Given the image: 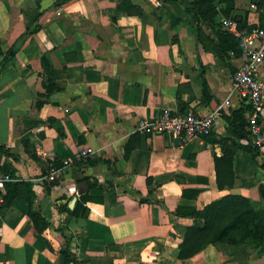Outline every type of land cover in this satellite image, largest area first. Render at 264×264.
I'll return each mask as SVG.
<instances>
[{
  "label": "crops",
  "instance_id": "0c3cea01",
  "mask_svg": "<svg viewBox=\"0 0 264 264\" xmlns=\"http://www.w3.org/2000/svg\"><path fill=\"white\" fill-rule=\"evenodd\" d=\"M59 1L0 0V171L21 191L1 211L0 264H264V253L225 242L178 257L187 226L204 224L179 208L230 193L264 206L263 157L229 118L244 107L233 89L240 57L221 25H264V0H214L203 11L195 0ZM226 98L204 140L137 131L162 109L207 114ZM84 146L91 157L57 183L45 179ZM222 156L235 159L231 188L217 184ZM27 189L50 222L42 234ZM87 193L96 200L73 214Z\"/></svg>",
  "mask_w": 264,
  "mask_h": 264
},
{
  "label": "trees",
  "instance_id": "16d2710c",
  "mask_svg": "<svg viewBox=\"0 0 264 264\" xmlns=\"http://www.w3.org/2000/svg\"><path fill=\"white\" fill-rule=\"evenodd\" d=\"M68 0H60L63 3ZM214 0H195L192 8L208 9L209 3ZM225 33H227L225 31ZM228 34V33H227ZM233 43V49L237 50V42L234 37L228 34ZM15 47L9 50V55H13ZM49 88V87H48ZM249 107H242L234 110L230 115V122L238 137L249 139L250 153L253 158L263 157L260 163L264 169V152L256 145L250 133L246 129V117ZM7 152L2 146L0 152ZM60 164V163H56ZM215 168L217 173V184L219 188H231L236 180L235 159L233 156H222L215 158ZM3 171H10L4 169ZM26 186L27 183H24ZM20 186L17 182H9L6 185V192H2L0 199L1 211L10 206L13 200L20 193ZM260 192L264 200V184L260 185ZM30 189L26 191L27 202L29 204L28 215L32 220L38 233L42 234L50 225L47 218L33 205V195H30ZM96 200L91 195L83 194L78 201L73 214L81 215L86 210V202ZM141 201H149V198L142 197ZM178 214L202 218V226H187L184 232L183 241L179 245L178 257L185 259L203 250L209 244L226 242L229 244L250 243L260 246L261 252H264V206L251 200L249 197L241 194H226L212 202L204 205L202 208L178 209Z\"/></svg>",
  "mask_w": 264,
  "mask_h": 264
},
{
  "label": "built area",
  "instance_id": "2783aa9c",
  "mask_svg": "<svg viewBox=\"0 0 264 264\" xmlns=\"http://www.w3.org/2000/svg\"><path fill=\"white\" fill-rule=\"evenodd\" d=\"M221 25L237 42L240 64L233 73V89L244 107H249L246 129L261 151L264 150V79L260 70L264 63V25H255L249 29L240 28L233 17H223ZM230 104L226 98L212 111L201 114L191 107L183 109H162L158 115L140 120L137 131L144 135H166L177 138L180 143L193 139L204 140L214 131L217 118ZM95 150L91 146L82 147L75 158H66L61 164L52 163L45 179L52 183L61 181L66 168L75 160L91 157ZM15 181L11 171H0V199L6 185Z\"/></svg>",
  "mask_w": 264,
  "mask_h": 264
},
{
  "label": "rangeland",
  "instance_id": "374dc122",
  "mask_svg": "<svg viewBox=\"0 0 264 264\" xmlns=\"http://www.w3.org/2000/svg\"><path fill=\"white\" fill-rule=\"evenodd\" d=\"M231 247H233V249H241L242 248V249H245V251L247 250L248 247H251V248H254L257 251L258 254L264 253V252H261L260 246H258L255 243L254 244H250V243L232 244Z\"/></svg>",
  "mask_w": 264,
  "mask_h": 264
},
{
  "label": "water",
  "instance_id": "95a60500",
  "mask_svg": "<svg viewBox=\"0 0 264 264\" xmlns=\"http://www.w3.org/2000/svg\"><path fill=\"white\" fill-rule=\"evenodd\" d=\"M176 140L179 142V140L176 138Z\"/></svg>",
  "mask_w": 264,
  "mask_h": 264
}]
</instances>
